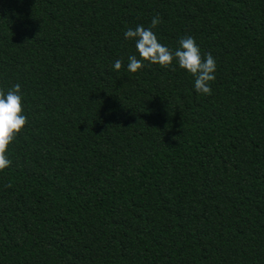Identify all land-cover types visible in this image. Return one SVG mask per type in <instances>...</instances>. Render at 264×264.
Returning <instances> with one entry per match:
<instances>
[{
	"label": "trees",
	"instance_id": "obj_1",
	"mask_svg": "<svg viewBox=\"0 0 264 264\" xmlns=\"http://www.w3.org/2000/svg\"><path fill=\"white\" fill-rule=\"evenodd\" d=\"M157 15L215 58L211 95L176 62L128 71ZM17 83L0 264H264V0H0Z\"/></svg>",
	"mask_w": 264,
	"mask_h": 264
},
{
	"label": "clouds",
	"instance_id": "obj_2",
	"mask_svg": "<svg viewBox=\"0 0 264 264\" xmlns=\"http://www.w3.org/2000/svg\"><path fill=\"white\" fill-rule=\"evenodd\" d=\"M160 23L162 20L157 15L151 20V28L137 25L135 29L129 27L124 32L125 39L135 40V47L140 57V59L136 55L128 57V71L136 73L145 66V62L175 71L173 63L176 62L179 68L194 77V88L197 93L211 95V82L215 81L217 71L215 58L210 53L202 55L200 47L192 36L181 38L175 50L163 45L152 30ZM122 63L121 59H117L114 62V69L119 71ZM27 122L21 85L17 83L7 92L0 88V171L10 167L12 161L7 155L9 145L16 140Z\"/></svg>",
	"mask_w": 264,
	"mask_h": 264
}]
</instances>
